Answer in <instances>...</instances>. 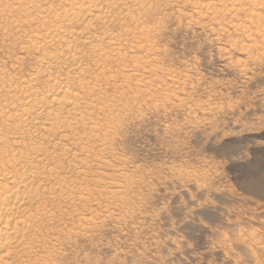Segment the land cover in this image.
I'll use <instances>...</instances> for the list:
<instances>
[{"label":"rangeland","instance_id":"1","mask_svg":"<svg viewBox=\"0 0 264 264\" xmlns=\"http://www.w3.org/2000/svg\"><path fill=\"white\" fill-rule=\"evenodd\" d=\"M34 1L0 0V74L16 84L40 68L33 33L79 0ZM122 1L93 23L123 48L84 63L85 121L31 139L54 156L40 157L52 202L35 264H264V0L237 13L210 0L216 14L207 0Z\"/></svg>","mask_w":264,"mask_h":264},{"label":"bare ground","instance_id":"2","mask_svg":"<svg viewBox=\"0 0 264 264\" xmlns=\"http://www.w3.org/2000/svg\"><path fill=\"white\" fill-rule=\"evenodd\" d=\"M214 1L217 4L221 5L222 8L224 9H226V6H228L226 5L228 3L227 2L228 0L226 1L214 0ZM239 1L241 0H233L232 3H230V8L229 6L228 8L230 9L229 11L231 13L239 12L240 10L239 8L242 5L241 4L242 2L240 3ZM63 2L65 3V1ZM122 2H123L122 4L126 5V2L125 3L124 1ZM141 2L142 0H140V3ZM209 2L211 1L207 0V3ZM246 2L248 6H250L251 10H255V11L257 10V7L259 6L257 0H247ZM25 3L26 1L23 3L24 6ZM35 3H32V5L35 6ZM140 3H138V5ZM27 4H29V1ZM117 4L118 3H116V0H79L72 5H69L68 9H64L60 14H57L55 16L54 19L55 22H53L54 24H52V27H49L50 26L49 24H48L49 28L43 26L41 30H38L33 33L31 39L29 38L30 39L29 42H31L30 45L33 51L34 50L39 51V56L37 55L36 60L38 61V59H40L39 60L40 68H38L36 72H33L31 74V78L28 77L27 80L23 82L17 81L20 84H16L14 82L16 80L15 78H13L15 79L14 81L9 77L3 78V76H1L3 72H0L1 73L0 74V95H1L0 125L3 124L4 126L8 124L7 125L8 129L9 131H11L9 135H6L3 134L0 130V264H33V263L35 264V262H37L35 257L37 254L36 252H38L37 250L41 248V244L39 243L43 242L40 239L41 236H43L42 228L44 227H41L40 230V226H42V223L48 221L50 218V216L45 210V208L47 207H44L45 204L47 203L46 201H49L47 200L49 197L48 198L46 197L47 199L45 200V202L43 197H44V193H46L44 188L46 185V181H48L49 178L48 182H50L51 177H49L48 174L46 175V172L48 173V171L42 172V169L45 168L39 167L40 165H43V167H47V165L44 166V164H41L42 159H40V157L44 156L48 160L49 157L51 159H54V156L52 158L51 154H50L51 156L47 154V152L48 153L50 152L45 146H42V144L38 142L37 144H35L31 142V139L33 137H49L58 134L62 135L63 134L62 132L65 131L66 133L67 130L72 129L74 124H78L79 122L85 121L83 115L80 112L81 109L79 111V107H81L80 104L84 99L82 98L84 96L81 95H87L88 97H91L90 93L86 94L88 93V91L91 90L90 88H88L89 85L87 86V84L90 83L86 84V80L85 83L81 80L82 77L87 73V68L85 67L86 64L84 63H86V61L88 60H91L95 64H98L103 59L106 61L110 56L115 57V55L118 54L116 53V51L119 52L120 51L119 46H121V43L118 44L120 42V41L118 42L119 39L117 38L118 36L110 35L106 28H104L100 32H97L94 29L93 25L95 24L93 23L102 24L103 22H106L108 20L109 16L110 18H112L111 15L109 14V12H111L110 9L112 8L116 9ZM122 4L120 5V7L123 6ZM199 4L203 5V1L202 3ZM41 5L39 6V8H41ZM210 5H211L210 3L206 5V9H207L206 12L211 11L212 14L213 11L214 12L213 14H216L217 12L215 13V10L217 8L214 10L213 8L210 7ZM34 6L32 7L34 8ZM25 7L24 10L28 11L29 9L26 7L28 9L27 10ZM39 8L36 10H40ZM117 8H119V6ZM9 9L11 8L9 7ZM5 10L7 11V9ZM9 11L10 10H8L6 13H8ZM46 11L48 12V10ZM55 11L57 10L55 9ZM130 11L133 10L130 9ZM43 12L45 13V11ZM30 13L32 12L30 11ZM24 14L22 13V15ZM45 14L47 15V13ZM48 14L49 15L47 16H50L51 12ZM0 15H2V13ZM54 15L55 14H53L51 17H53ZM36 16L39 17L38 14ZM1 17L2 16H0V18ZM46 19L49 20L48 18ZM44 20L45 19L43 18V21ZM52 20L53 18L51 19L50 24L52 23ZM24 21L25 20H23V22ZM42 25H44V23ZM73 25H75L76 27H74ZM98 28L100 27L98 26ZM27 34L26 36L28 37ZM127 34L129 35V33ZM130 47L132 49L133 45ZM23 51L25 50L23 49ZM124 59L125 58H123V60ZM91 66L93 67L94 65ZM102 66H106V65L103 63ZM95 68L97 69L98 67L96 66ZM100 74H103V70L102 72L100 71L98 75ZM8 75L10 74L8 73L7 76ZM85 77H83V79ZM94 77L92 80H90V82L94 80ZM95 78H97L98 80L97 76ZM39 79L43 80V85H44L43 87L46 88L47 94L46 93L45 94L47 98L44 97L46 99L43 98L45 94L42 91L41 92L43 96L41 95V92L38 91L39 90L38 88H37L38 90H36V85L38 84ZM87 82L89 81L87 80ZM99 82H101V80ZM91 83H94V81ZM86 104L88 105V103ZM90 105L87 106L88 107L87 109H89V107L94 108L91 107ZM84 106L86 105L84 104ZM100 106L103 107L104 105H100ZM10 125L13 127L9 128ZM74 129L75 126L73 127V130ZM64 136L67 137L66 134H64ZM65 140L67 141V139ZM56 146H58L57 143ZM43 147L47 149V151L45 150L46 152L44 151ZM59 148L63 149L61 148V146ZM69 151L67 149V152H65L64 155L67 156ZM51 153H53V151ZM64 155L62 157H64ZM59 158H61V156H59ZM57 159L58 158H56V161ZM58 167L56 169H58ZM51 172H49V174L53 173ZM54 172L56 173V170H54ZM59 179L57 178V180ZM56 182L60 183L59 181ZM61 183H60L61 186L65 184V183L62 184ZM55 185L53 186L55 187ZM64 186H66L65 188L70 187V186L67 187V185ZM49 187L48 190L51 191L53 187L52 188L51 186ZM56 187H58V185ZM59 190L58 192L62 193L61 189ZM47 192L49 193V191ZM55 192L57 193V191ZM55 192L53 193L55 194ZM56 196L58 195L56 194ZM58 197L57 198L53 197V199L54 198L58 199ZM49 199H50L49 203L52 202L51 201L52 199L51 198ZM46 233L47 235L44 236H48L49 232L46 231ZM39 253L41 252H38V254ZM47 253L48 252H46V254ZM44 259L45 258L43 259L40 258V261L42 262ZM44 264L46 263L44 262Z\"/></svg>","mask_w":264,"mask_h":264}]
</instances>
